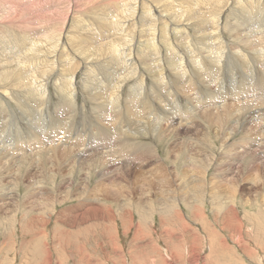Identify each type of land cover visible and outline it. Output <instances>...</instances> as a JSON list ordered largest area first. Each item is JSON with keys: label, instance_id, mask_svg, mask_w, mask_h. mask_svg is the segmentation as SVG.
<instances>
[{"label": "rangeland", "instance_id": "1", "mask_svg": "<svg viewBox=\"0 0 264 264\" xmlns=\"http://www.w3.org/2000/svg\"><path fill=\"white\" fill-rule=\"evenodd\" d=\"M185 1L187 0H142V2H147L155 8H158L160 13L164 15L160 14L162 18L169 20L171 24L176 23V25L185 26L182 30L187 28L184 30L185 33L182 35V38L175 41L177 45L174 49L175 51L170 50L169 52H172L170 54L160 46V51L158 49L159 52H149L143 49L144 53L141 51V48H138L139 44L137 43L136 49L131 54L133 62L137 61L136 65H133V69L129 68L130 71L128 74H122L124 78L112 79L114 87L112 86L113 88L111 87L110 91L106 90L105 76H107V72L105 76L103 73L101 76L98 72H91V78L96 82V86L87 87L83 83L84 75H81V70L79 71L77 65L69 62V64L71 63L69 69L72 70H70L68 75H75L77 77H75V81L78 85L77 90L79 95L77 94L76 102H69V104L65 105L63 102L59 101L56 86H59L57 80L62 77L61 69L64 72L66 69H64V67L69 65L66 64L67 61L65 63L67 49L69 53L72 51V54L80 58L81 64L84 63L90 66L92 63L96 65L101 61H96L93 58H89L90 60L87 61L85 58H87L88 55H84L82 52L86 49H93L98 53L101 50L105 52L104 49H106V44L109 41H115L117 43L123 41L120 37L121 35L117 30L114 31L113 27L108 26L106 29H103L105 26L104 24L120 21L127 24L129 22L130 27H134H132L130 31L134 34V38L136 37V41H144L146 38L151 39L153 37V35H151L150 26L155 24V20L143 19L138 16L136 21H133L135 24L132 25V19L128 12H126L128 4H131L133 2L132 0H0V33L3 35H0V38L8 36V33L9 35L20 34L32 41L46 43L47 39L54 34L60 32H63V35L67 32H69L68 35L72 34L71 43H66L64 41L65 45H68L66 51L60 47L57 53L51 52L49 55L47 54V57L51 55L59 59L56 67H48L50 71H48L46 75L44 73V75L36 73L40 78L45 76L44 79L50 81L49 88L44 98L30 100L28 103H25L27 104L25 105L21 103V101L26 100L24 98H21L20 102H16L11 98L4 97L6 99L5 105L2 106L0 104V143L13 149V151H17L18 145H16V143L19 144L20 142L21 144L23 143L22 147L19 145L20 149L24 147L23 150L27 152H33L34 150L40 151L39 154L42 153L41 156H44L47 153V147L45 148L43 144H41L40 148L37 146L29 148L25 146L26 144H24V142L27 141V138L32 136V133H35L45 145L49 144L48 147H50V141L47 140V137L54 135L56 130H60V132H58L61 134L63 131V133L61 136L57 137L56 142L68 139L67 141L71 144L73 143L74 146L68 143V148H66L71 149V147H76L73 152L71 151L69 153L67 150L69 157L65 156L63 159L59 154L58 160L55 161L54 168L51 167L53 160L41 161L39 155H35L36 153H30L27 157V162L20 163L17 160V164L2 160L3 157L0 155L2 157L0 158V198H2L0 199V264H47L49 260H51L52 264H87L86 262L89 264H120V261L123 263L126 262L125 264H131V258L128 257L129 253H131L132 258L135 260V264H162V262L164 264H240L239 262H230L231 260H229L226 254H212L206 240V235L201 229L200 222L188 215L183 208L181 212H183L185 214L184 216L187 218L185 223L187 222L190 227L189 233L184 231L181 224H176L171 221V219L170 221H166L165 219L161 220L158 214H155L154 217L151 216L148 218L143 225L142 230L144 231V237L140 238L136 243L133 240V232L125 235L120 228L118 244H111L112 242L109 237L111 236V232H109V234L107 233L108 236H106V238L108 240L104 237L102 238L100 229L90 226L93 225L91 217L84 214V211L88 209V204L96 199L100 200L97 201V203L101 204L100 206L104 205L103 207H107L106 205L109 206L112 204L115 206L114 210L118 209L116 206L117 202L113 200V197L109 195L107 197L105 195L104 198L102 197L103 189L105 191L109 187H114V189L117 187L121 188L122 192L128 193V195L126 194L127 200L122 199L121 201L122 205H125L124 203H127L131 199L132 201L138 198L145 199L147 198V194H149L151 198L155 197L152 193L156 194V186H152L151 193L143 190L142 195L139 190L137 191L138 183H143L145 178L155 181L156 178L161 179V177H167L166 179L170 178L171 182L174 181V183L177 184L180 180L182 181L187 178H191L193 181L199 174V171L202 173L201 176H207L206 178L209 183L210 180L211 182H218L226 179L225 181H228L229 187L231 189H236L235 194H232L233 197H236L238 200L243 198L249 199L250 203L253 204L254 202V204L260 207L256 208L253 206V208L250 209L253 215H259L261 220L260 223H262L260 224L262 233L259 228L253 224H244L240 233V229L232 224H225L226 222L222 221V218L215 221L212 219L211 211H216L217 209L215 207L211 208L209 201L205 203L202 212H204V217L210 218L211 226L214 227V231L218 232V234L223 237L225 245L231 250H236V253L240 257L239 261L242 264H264V166H262V164L264 165V16H262L264 15V0L248 1L252 3L253 6L256 3L258 5L253 12L249 10V13H253H251L252 15L248 13L249 16H247L246 12H243L244 14L242 13L243 6L246 7V0H242L241 2L240 0L226 1L225 4L223 3L221 6L218 5L219 7L215 6L211 10L210 7L206 8L205 4H201L196 10H198L197 13L199 16L202 14L205 17L207 16V22L204 26L199 25V19L196 17L193 19L189 17L190 20L187 18L185 20L183 19V21L181 19L179 20L178 16L171 15L166 8L169 5V9L171 6L179 8L183 6L181 3ZM184 7L185 6H183V8ZM120 15L123 16L124 19ZM215 17H218V19H215ZM77 18L79 20L75 22ZM253 23H255V26ZM216 24H218V27H216ZM84 25H86V27ZM70 26L72 30L75 29L73 31L70 30ZM77 26L81 27L78 29ZM83 26L84 28H82ZM142 27L147 28L146 33H140ZM160 27H162V24H157V28L159 29ZM108 28L112 31L111 35L113 36H109V34L106 35ZM249 28L252 30V34H250L252 37L251 39L256 41V45H253V43L251 45V42L248 43L249 40L246 36L243 38V35H245L244 31L248 32V30H250ZM82 29L91 30L94 33V37H99V39L96 37L98 40L94 41L96 42L94 45H91V41L86 42L87 39L84 40V33L81 32ZM74 31H76V33ZM102 31L106 35V39L109 38V40H104L105 38L100 37ZM219 31L220 33H218ZM206 33L215 34H213L212 37L201 39L200 36ZM260 37L263 38V41L259 40ZM40 38H42V41ZM75 38L78 39L73 41ZM259 41L262 42L260 43ZM3 43L6 46H14L15 44L12 43L10 39L3 40ZM47 43H49V39ZM41 48L43 49V47ZM16 49L14 53L18 51L21 53L23 47ZM38 49L40 48L38 47ZM96 49L98 51H96ZM24 53L23 50L20 54L22 58L16 59L15 61L21 62V60H31L32 63L36 62V58L33 57L35 59L33 60L30 55L27 58V55ZM212 53L213 55H211ZM245 53L246 55H244ZM90 54L92 55L93 53ZM144 54H146V56ZM237 54L242 56L244 60L240 61V59L236 57ZM148 55H150V58L147 57ZM196 55L199 56L197 57ZM209 55H211V60H209ZM220 55L226 57V60L224 59L221 63L219 62ZM97 56H99V54ZM189 57L193 60H198V58L206 59L209 63L206 62V68L205 66L201 67L198 63H196V66L190 62ZM52 60L54 59L52 58ZM172 64L173 67L171 66ZM180 65H184L186 69V74L183 77L179 74V70L177 69ZM14 68L15 64L13 67L7 66L4 71L0 70V88L5 84L13 88L11 81H14V74L12 72ZM191 68L195 69L193 70ZM4 72H8V75L1 77ZM206 75L209 76L206 77ZM40 78H37V81H42ZM160 81H163V83ZM139 82L142 83V87L139 85ZM122 87L125 88L123 89ZM258 87L260 88L258 89ZM128 90L132 93L129 92V94H127ZM94 92L108 94L107 96L111 103H113V99L118 93H125V98H122L120 101V108L115 110L117 115L114 114L115 118H113V120L112 118L107 119V112L104 111L106 106L102 105L100 100L92 95L95 94ZM146 92L148 93L145 94ZM130 96L139 98H136L137 100L133 103L134 105L131 104L134 106V110L131 111L129 109L128 112L127 109L128 102L131 99ZM125 105L126 107H124ZM33 107H38L36 112L30 109ZM110 108L112 109V106H109L108 110ZM130 111L132 115L133 112H137V115L142 116V118L136 120L138 124L133 126L129 125L127 122ZM34 117L35 119H33ZM100 117L103 119L99 122ZM161 119L163 120L161 121ZM173 119L177 120L172 123L173 125L167 123L168 120L171 122ZM34 120H36L35 124ZM122 122L123 125L121 126H123L122 131L124 133L120 131V124H122ZM197 124L200 126H197ZM247 125H249V127ZM185 127H187V129ZM184 133L185 135H183ZM250 135L252 136L250 137ZM130 143L132 147L128 149V146L131 145ZM99 148L101 151L100 153H103V150H108V152L111 153L110 158H108L112 165L108 164V161L104 160L99 162L96 159L97 157L94 156L95 153L93 155V152H96L95 149ZM139 148L142 149V152L140 150L138 151ZM253 151L254 153L256 152V154H254ZM72 153L75 155H71ZM245 153L248 156L245 155ZM15 156L16 157L11 156L12 158L10 157L9 159L17 158V155ZM78 158L81 159L80 162H78ZM30 159H34V161ZM72 159L76 161V164L73 163L74 161ZM86 159L91 160V162H93L92 165H89ZM154 160H156V162ZM126 161L128 163H126ZM246 163L247 166H244ZM77 164H79V166ZM95 164L97 166H95ZM241 166L243 167L241 168ZM158 167L161 171L157 169ZM259 167L261 168L260 170L258 169ZM10 169L12 171H10ZM257 169L259 171H257ZM253 172L256 176H252ZM257 173L259 175H257ZM101 175L104 176V178ZM54 176L56 177L54 178ZM259 181H261L262 184L259 183ZM38 182L41 184L43 183L42 186L41 184L39 185ZM254 184L258 185L255 186ZM98 189H102V191L98 192ZM88 190L89 193L87 192ZM42 193L46 195L44 196ZM79 198H81V200ZM125 208L130 209L128 207ZM37 214L41 223L38 229H32L29 227V224L32 216L34 217ZM242 214L244 215V211H242ZM15 216H18L19 219L25 217L24 224H20L21 222L19 223L17 219L12 220ZM137 223L138 219L136 218V220L133 221V225L136 226ZM169 231L174 232L175 236L177 235L176 237L181 238L177 240L168 236L167 233ZM35 232H39L43 239L34 238L36 235ZM192 232H196L197 234H191ZM182 235H184V237ZM33 244L37 245L38 253L34 255L27 254L29 248ZM116 244L122 251L121 255L123 253L127 254L124 259L121 257L120 260V257L115 256L113 253L111 247ZM58 246L63 249L65 254L64 258H59L58 250H56ZM39 254L40 256H38ZM48 256L50 259H47ZM36 257L39 260L36 259ZM27 258H29V260ZM32 258L34 260H32ZM161 258L167 263L162 261ZM30 260H32V262H30Z\"/></svg>", "mask_w": 264, "mask_h": 264}, {"label": "bare ground", "instance_id": "2", "mask_svg": "<svg viewBox=\"0 0 264 264\" xmlns=\"http://www.w3.org/2000/svg\"><path fill=\"white\" fill-rule=\"evenodd\" d=\"M133 2L130 4H128V9L126 10V12H128V14L130 15V18L132 19V25H134L135 23L133 21H136L137 17L139 16V18H146V19H153L155 20V24L151 27V35H153V37L151 39H148L146 38L144 41H136V37L134 38V34L132 33V31H130V29L132 30V27H130L129 25V22L126 24L125 22H116V23H108V24H104V28L103 29H106L108 26H111L113 27V30L116 31L121 35H119L121 37V39L123 41H120V42H112V41H109L107 44H106V49L105 52H103L102 50L98 53V52H95V50H91V49H86L85 51H83L82 53L84 55H88L87 58H85V60H90V59H94L96 61H101V62H98L97 64L99 65H95V64H92L89 66L88 64H84L82 63L81 64V61H80V58L76 57L74 54H72V51L69 53L68 51V45L66 46L65 45V42L66 43H71L70 40H72V34L71 35H68L69 32H67L66 34L64 33V35L62 34L63 32H60L58 34H54L52 35V37L48 38L49 39V43L48 42V39L46 38V35H45V38L47 39L46 43H42V42H38V41H32L31 39L29 38H26V37H23L21 36L20 34H10L8 33V36H5V37H1L0 38V70L1 71H4V69L7 67V66H14L15 64V68L13 69V74H14V81H11L12 83V86L13 88H10L8 87L6 84L3 85L0 89V104L2 106L5 105V98H11L13 99L14 101L16 102H20L21 101V98H24L26 99L25 101H21L22 104H25V103H28V101L30 100H39V99H42L45 97L46 95V91L47 89L49 88V83L50 81L49 80H45L43 76V78H40L37 74H45L50 71L48 70V67L49 68H53V67H56V65L58 64V58H55V57H52L50 55V57H47V54L49 55L51 52H56L60 49V47L63 48L64 51H66V54H65V63L67 61L66 64H69V62H72L74 63L75 65L78 66L79 68V71L81 70V75H84V78H83V83L87 86V87H93V86H96V82L92 80L91 76H92V73H95V72H98L99 74H101V76L104 74L105 76V73L107 76H105V83H106V90H109L110 91V88L114 85H113V80L112 79H118L120 77H122V74H128V72L130 71L129 68L133 69V65H136L137 61L133 62L132 60V52L136 49V44L138 43L139 44V47L138 48H141V51H143V49L145 51H160V46L161 48H163L165 51L169 52L170 50H174L175 47L177 46L175 41H178L182 38V35H184V30H182L183 27L185 26H182V25H176L175 24H171L169 22V20L165 19V18H162V16L160 14V10L158 8H155L154 6L148 4L147 2H142V0H132ZM227 2H230V0H187L181 4H183V6H185L183 8V6L179 7V8H176L175 6L172 7L169 9V6L166 7L170 14L171 15H174V16H178L179 20L181 19L183 21V19L185 20L186 18L188 20L189 17L190 18H198L199 19V25H202L204 26V24H206V17L202 14V15H198L196 9H198L197 7H200L201 4H205L206 8L210 7V10L213 9L215 6L217 7L218 5L221 6V4H225ZM242 0H240L241 2ZM249 0H246L245 2V5L246 7L243 6L242 8V13L246 12L247 13V16L248 13H249V10H251L253 12V10H256L255 7L258 6L257 3L254 4V6L252 5V3L248 2ZM251 1V0H250ZM260 1V0H259ZM254 2V1H253ZM258 2V1H257ZM123 3V2H122ZM118 4V3H117ZM173 4V3H171ZM180 4V5H181ZM237 4V3H236ZM238 4H239V1H238ZM114 5V4H113ZM121 5V4H120ZM125 5V4H124ZM127 6V5H126ZM218 6V7H219ZM238 7V6H237ZM122 8V7H121ZM118 9V8H117ZM116 9V10H117ZM216 9V8H215ZM258 9V7H257ZM260 9V8H259ZM262 9V8H261ZM245 10V11H244ZM263 10V9H262ZM202 11V10H201ZM120 12V11H119ZM122 12V11H121ZM252 12H250L249 14H251ZM125 13V12H124ZM164 13V12H163ZM232 13V12H231ZM243 13V14H244ZM264 13V11H263ZM127 14V13H126ZM211 14V13H210ZM253 14V13H252ZM251 14V15H252ZM127 15V16H129ZM163 15V14H162ZM236 15V14H235ZM250 15V16H251ZM256 15V14H255ZM115 16V15H114ZM121 16V15H120ZM164 16V15H163ZM168 16V15H167ZM243 16V15H242ZM264 16V15H262ZM261 16V17H262ZM123 18V16H121ZM259 17V16H258ZM128 18V19H130ZM167 18V17H166ZM175 18V17H174ZM218 19V17H215V19ZM247 18V17H246ZM260 18V17H259ZM124 19V18H123ZM211 19V17H210ZM242 19V17H241ZM261 19V18H260ZM263 19V18H262ZM79 19L77 18L76 21H78ZM213 20V19H212ZM211 20V21H212ZM223 20V18H222ZM248 20V19H247ZM264 20V19H263ZM114 21V20H113ZM214 21V20H213ZM244 21V20H243ZM191 22V21H189ZM80 23V22H78ZM153 23V22H152ZM162 24V27H160L159 29L157 28V24ZM186 23V22H185ZM188 23V22H187ZM238 23V22H237ZM243 23V22H242ZM247 23V21H246ZM257 23V22H256ZM236 24V23H235ZM240 24V23H239ZM244 24V23H243ZM254 26H255V23H253ZM11 25V24H10ZM9 25V26H10ZM150 25V24H149ZM251 25V24H250ZM13 26V25H12ZM73 26V25H72ZM86 27V25H84ZM84 26L82 28H84ZM102 26V25H101ZM210 26V25H209ZM79 27L81 26H77V28L79 29ZM96 27V26H95ZM216 27H218V24H216ZM89 28V27H88ZM134 28V27H133ZM189 28V27H188ZM240 28V27H239ZM260 28V27H259ZM21 29V28H19ZM75 29V28H74ZM73 29V30H74ZM207 29V28H205ZM217 29V28H216ZM250 29V28H249ZM70 30H72L71 26H70ZM69 30V31H70ZM72 30V31H73ZM242 30V28H241ZM101 31V30H100ZM113 31V32H114ZM211 31V30H210ZM252 30H248V32L244 31L245 35H243V38L244 36L247 37V40L248 43L251 42V45L253 43V45L256 43L255 40H252L251 38V35ZM55 32V31H54ZM76 33V31H74ZM83 34V37H84V40L87 41H91V45H94V41L98 40L99 37H94V33L91 31V30H81ZM111 32L109 30V28L107 29L106 31V35L109 34V36H113L111 35ZM134 32V31H133ZM146 33L147 32V28L146 27H142V29L140 30V33ZM51 33V32H50ZM72 33V32H71ZM139 33V34H140ZM220 33V31L218 32ZM52 34V33H51ZM102 34H104V32L102 31ZM100 37L102 38H105L104 40H109V38L106 39V35H102ZM160 34V35H159ZM215 34V33H206L204 35H201V39L203 38H207V37H212V35ZM1 35V33H0ZM31 35V34H30ZM82 35V34H81ZM99 35V34H98ZM186 35V34H185ZM3 36V35H1ZM33 36V35H32ZM74 36V34H73ZM76 36V35H75ZM116 36V35H115ZM142 36V35H141ZM149 36V35H148ZM226 36V35H225ZM184 37V36H183ZM187 37V36H186ZM38 38V37H37ZM65 38V39H64ZM145 38V37H144ZM222 38V37H221ZM231 38V37H230ZM5 39H10V41H12V43H15L14 46H6L4 43H3V40ZM41 41H42V38H40ZM78 38H75L73 39V41L77 40ZM116 39V38H114ZM213 39V38H212ZM233 39V38H232ZM256 39V38H255ZM37 40V39H35ZM81 40V39H80ZM103 40V39H101ZM99 40V41H101ZM103 40V41H104ZM111 40V39H110ZM224 40V39H223ZM245 40V39H244ZM259 40H262L263 41V38L260 37ZM43 41H44V38H43ZM65 41V42H64ZM93 41V42H92ZM187 41V40H186ZM261 41V42H262ZM83 42V41H82ZM229 42V41H228ZM260 42V41H259ZM260 42V43H261ZM100 43V42H99ZM190 43V42H189ZM264 43V42H263ZM73 44V43H72ZM82 44V43H81ZM101 44V43H100ZM227 44V43H226ZM5 45V46H4ZM83 45V44H82ZM99 45V44H98ZM103 45V44H102ZM250 45V46H251ZM256 45V44H255ZM259 46H261L260 44H258ZM79 46V45H78ZM228 46V45H227ZM240 46V45H239ZM20 47H23V49H21V53L23 52L24 50V54L27 55V58L28 56L30 55V57H34L36 58V60L33 58V60H35L36 62H33L30 60V61H23L21 60V62H17L15 61L16 59H21L22 57L20 56V52H15V50H17L16 48L20 49ZM38 47L40 49H38ZM43 47V49L41 48ZM45 47V48H44ZM102 47V46H101ZM159 47V48H158ZM190 47V46H189ZM222 47V46H221ZM235 47V46H234ZM253 47V46H252ZM80 48V47H79ZM193 48V47H192ZM211 48V47H210ZM209 48V49H210ZM255 48V46H254ZM258 48V47H257ZM82 49V48H80ZM100 50V49H99ZM213 50V49H212ZM257 50V49H256ZM96 51H98L96 49ZM158 51V52H159ZM162 51V50H161ZM175 51V50H174ZM179 51V50H178ZM228 51V50H227ZM247 51V50H246ZM258 51V50H257ZM144 52V51H143ZM204 52V51H203ZM210 52V51H209ZM208 52V53H209ZM216 52V51H215ZM256 52V51H255ZM90 53H93L92 55ZM99 56H97L98 54ZM145 53V52H144ZM170 53V52H169ZM172 53V52H171ZM170 53V54H171ZM244 53V52H243ZM249 53V52H248ZM23 54V55H24ZM156 54V53H155ZM196 54V53H195ZM250 54V53H249ZM46 55V56H45ZM146 56V54H144ZM167 55V54H166ZM184 55V54H183ZM213 55V53L211 54ZM211 55H209V60H211ZM216 55V54H214ZM234 55V54H233ZM246 55V53L244 54ZM63 56V55H62ZM150 55H148L147 57H149ZM165 56V55H164ZM193 56V55H192ZM197 56V55H196ZM199 56V55H198ZM197 56V57H198ZM203 56V55H202ZM221 56V55H220ZM229 56V55H228ZM25 57V56H24ZM167 57V56H166ZM204 57V56H203ZM240 61H243V57L242 56H239L237 54V56ZM260 57V56H259ZM52 58L54 60H52ZM90 58V59H89ZM136 58V57H135ZM150 58V57H149ZM190 58V57H189ZM205 58V57H204ZM207 58V57H206ZM226 57L225 56H221L220 57V63L222 61H224ZM84 59V58H83ZM181 59V58H180ZM28 60V59H27ZM195 60V59H194ZM192 58H190V62L195 64L198 63L201 67L205 66V64L209 63L206 61V59H201V58H198V60H195L197 62H195ZM226 60V59H225ZM232 60V59H231ZM52 61V62H51ZM175 61V60H174ZM213 61V60H212ZM216 61V60H214ZM17 62V63H16ZM86 62V61H85ZM180 62V60H179ZM207 62V63H206ZM90 63V62H89ZM190 63V64H191ZM226 63V62H225ZM248 63V62H247ZM64 64V62H63ZM71 64V63H70ZM70 64L69 65H66V67H64V72L63 70L61 69V75L62 77L59 78L57 80V84L59 86H56V90H58V95H59V101L60 102H63V104H69V102L73 103V102H76L77 100V94H78V90H77V83L75 81V75H71L69 76L68 74L70 73V70L72 69H69L70 68ZM165 64V63H164ZM180 64V63H179ZM215 64V62H214ZM216 65V64H215ZM173 67V64L171 65ZM193 66V65H192ZM197 66V65H196ZM247 66V65H246ZM63 67V66H62ZM140 67V66H139ZM189 67V66H188ZM75 68V67H74ZM148 68V67H147ZM150 68V67H149ZM163 68V67H162ZM206 68V66H205ZM217 68V67H216ZM69 69V70H67ZM77 69V68H76ZM138 69V68H137ZM156 69V68H155ZM176 69V68H175ZM177 69L179 70V74L183 77L185 76L186 74V69H185V66L183 65H180L177 67ZM193 69V68H191ZM195 69V68H194ZM193 69V70H194ZM163 70V69H161ZM168 70V69H167ZM212 70V69H211ZM132 71V70H131ZM157 71V69H156ZM205 71V70H204ZM84 72V74H83ZM154 72V71H153ZM165 72V71H164ZM63 73V74H62ZM103 73V74H102ZM158 73V72H157ZM178 73V72H177ZM183 73V75H182ZM188 73V72H187ZM43 74V75H44ZM50 74V73H49ZM48 74V75H49ZM54 74V73H53ZM78 74V73H76ZM150 74V73H149ZM148 74V75H149ZM5 75H8V72H4L3 75H1V77H4ZM147 75V76H148ZM169 75V74H168ZM38 76V77H37ZM95 76V75H94ZM103 76V77H104ZM156 76V75H154ZM171 76V75H170ZM169 76V77H170ZM209 76V75H208ZM206 75V77H208ZM168 77V79H169ZM37 78H40V80L42 79V81H37ZM77 78V77H76ZM99 78V77H98ZM124 78V76L122 77ZM127 78V77H126ZM156 78V77H155ZM101 79V78H100ZM167 79V80H168ZM262 79V78H261ZM51 80V79H50ZM89 80V81H88ZM139 80V79H138ZM159 80V79H158ZM165 80V79H164ZM49 81V82H48ZM115 81V80H114ZM122 81V80H121ZM181 81V80H180ZM261 81V80H260ZM101 82V80H100ZM120 82V81H119ZM163 83V81H160ZM165 82V81H164ZM179 82V81H178ZM257 82V81H256ZM259 82V81H258ZM263 82V81H262ZM89 83V84H88ZM103 83V81H102ZM117 83V81H116ZM133 83V82H132ZM137 83V82H136ZM140 83V82H139ZM159 83V81H158ZM161 83V84H162ZM182 83V82H180ZM185 83V82H184ZM207 83V82H206ZM56 84V83H55ZM145 84V83H144ZM166 84V83H165ZM138 85V84H137ZM141 87L143 86L142 83L139 84ZM153 85V84H152ZM163 85V84H162ZM245 85V84H244ZM246 86V85H245ZM252 86V85H251ZM260 86V85H259ZM100 87V86H99ZM112 87V88H113ZM134 87V86H133ZM136 87V86H135ZM96 88V87H95ZM123 88V87H122ZM125 88V87H124ZM123 88V89H124ZM145 88V87H144ZM244 88V87H243ZM246 88V87H245ZM260 87H258L259 89ZM87 89V88H86ZM98 89V88H97ZM148 89V88H147ZM165 89V88H164ZM237 89V88H236ZM241 89V88H240ZM101 90V89H100ZM105 90V89H104ZM105 90V91H106ZM138 90V89H137ZM141 90V89H140ZM163 90V89H162ZM250 90V89H249ZM49 91V90H48ZM108 91V92H109ZM125 91V90H124ZM133 91V90H132ZM142 91H143V88H142ZM141 91V92H142ZM153 91V90H152ZM168 91V89H167ZM129 92H131L130 90H128L127 94H129ZM134 92H135V89H134ZM240 92V90H239ZM22 93V94H20ZM95 93V92H94ZM112 93V92H110ZM132 93V92H131ZM148 92H146L145 94H147ZM99 92L95 93V94H92L93 96H96V98L98 100H100V103L102 105H105L106 106V109L104 110L105 112H107L106 114L108 115V118H115L114 114H116L115 110L119 109V104H120V101L122 98H125V93L121 94V93H116L117 96L113 99V103L110 102V99L109 97L107 96L108 94H104V93H100L99 95ZM135 94V93H134ZM53 95V94H52ZM79 95V94H78ZM87 95V94H85ZM89 95V94H88ZM132 95V94H131ZM144 95V94H142ZM211 95V94H210ZM111 96V94H110ZM136 96V95H135ZM139 96V95H138ZM5 97V98H4ZM19 97H20V100H19ZM92 97V96H91ZM130 100L128 102V109L127 111L130 109L131 111H133V103H135V100H137L136 98H139V97H134V96H130ZM88 100V99H87ZM144 100V99H143ZM27 101V102H26ZM140 101V100H138ZM137 101V102H138ZM200 101V100H199ZM206 101V100H205ZM136 102V104H137ZM141 102V101H140ZM144 102H147V101H144ZM151 102V101H150ZM193 102V101H192ZM149 103V102H148ZM206 103V102H205ZM220 103V102H219ZM218 103V105H219ZM76 104V103H75ZM133 104V105H131ZM140 104V103H139ZM160 104V103H159ZM27 105V104H25ZM77 105V104H76ZM94 105V104H93ZM96 105V104H95ZM115 105V107H114ZM146 105V104H145ZM153 105V104H152ZM157 105V104H156ZM74 106V105H73ZM81 106V105H80ZM101 106V105H100ZM109 106H112V109L110 108L108 110V107ZM224 106V104H223ZM222 106V107H223ZM117 107V108H116ZM126 107V105L124 106ZM162 107V106H161ZM160 107V108H161ZM166 107V106H165ZM221 107V106H220ZM4 108V107H3ZM25 108V107H24ZM35 108V107H33ZM30 108L31 110H35V112L37 111L36 109L38 108ZM43 108V107H42ZM116 108V109H115ZM144 108V106H143ZM142 108V109H143ZM173 108V107H172ZM1 109V108H0ZM28 109V108H27ZM114 109V110H113ZM153 109V108H152ZM207 109V108H206ZM243 109V108H242ZM123 110V109H122ZM172 110V109H171ZM227 110V109H226ZM27 111V110H26ZM41 111V110H40ZM131 111L129 113L130 116L127 117V122L129 123V125L133 126V125H136L138 124V121L136 120H139V118H142L141 115H137L138 113L137 112H133V115L131 114ZM198 111V110H197ZM215 111V110H214ZM39 112V111H38ZM124 112V111H122ZM129 112V111H128ZM150 112V110H149ZM209 112V111H208ZM151 113V112H150ZM217 113V112H216ZM241 113V112H240ZM112 114V115H111ZM128 114V113H127ZM186 114V113H185ZM197 114V113H196ZM228 114V113H227ZM38 115V114H37ZM117 115V114H116ZM187 115V114H186ZM190 115V114H188ZM248 115V114H247ZM214 116V115H213ZM221 116V115H220ZM222 116H223V111H222ZM117 117V116H116ZM215 117V116H214ZM233 117V116H232ZM239 117V116H238ZM123 118V117H122ZM187 118V117H186ZM211 118V117H210ZM234 118V117H233ZM25 119V118H24ZM35 119V117L33 118ZM101 118L99 119V122L101 121ZM125 119H126V116H125ZM160 119V118H159ZM177 119V118H176ZM175 119V120H176ZM199 119V118H198ZM237 119V118H236ZM37 120V119H36ZM36 120H34V124L36 122ZM121 120V119H120ZM163 119H161L162 121ZM175 120L173 119V121L171 120H168L167 123H170L171 125H173L172 123L175 122ZM177 120H180V119H177ZM176 120V121H177ZM205 120V119H203ZM254 120V119H253ZM153 121V120H152ZM184 121V120H183ZM193 121V120H192ZM237 121V120H236ZM240 121V120H239ZM260 121V120H259ZM106 122V121H104ZM121 122V121H119ZM124 122V121H123ZM123 122L121 125H123ZM143 122V121H142ZM238 122V121H237ZM246 122V121H245ZM117 123V122H115ZM160 123V122H159ZM15 124V123H14ZM100 124V123H99ZM169 124V125H170ZM182 124V123H181ZM203 124V123H202ZM240 124V123H239ZM29 125V124H28ZM27 125V126H28ZM114 125V124H113ZM159 125V124H158ZM164 125V124H163ZM251 125V124H250ZM17 126V125H16ZM36 126V125H35ZM165 126V125H164ZM190 126V125H189ZM197 126H200L199 124H197ZM225 126V125H224ZM229 126V125H228ZM249 127V125H247ZM253 126V125H252ZM130 127V126H129ZM226 127V126H225ZM233 127V126H232ZM13 128V127H12ZM122 128L123 126H121L120 128V131H122ZM160 128V127H159ZM163 128V127H162ZM169 128V126H168ZM181 128V127H180ZM187 129V127H185ZM231 128V127H230ZM131 129H134V128H131ZM141 129V128H140ZM158 129V128H157ZM174 129V128H172ZM197 129V127H196ZM228 129V128H227ZM245 129V128H244ZM184 130V129H183ZM190 130V129H189ZM226 130V129H225ZM60 130H56V133L57 135H51L50 137L48 136L47 137V140H49L50 142V147L49 144L48 145H45L41 139H39L38 135H36L35 133H32V136H30V138H27V141L24 142V144H26L25 146L31 148V147H34V146H37L40 148L41 144H43V146H45L46 150H47V153L43 156H41L42 153L39 154L40 151H31V152H27L26 150L24 151L23 148L20 149V146L21 147L23 146V143L21 144L19 142L16 143V145H18V148H17V151H13V149H10L8 148V146H4V144L0 143V155L3 157L0 156V158H2V160H6V162H10V163H16L17 164V160L18 162L20 163H23V162H27V157L30 153H36L35 155H39V159H41V161H49V160H53V162L51 163V167L54 168L55 167V161L58 160V155L60 154L61 157H64L65 156H68L69 153L72 151H74V149L76 147H71V149H67V145L68 142L66 139L64 140H60L58 142H56V139L58 136H61V134L63 133V131L61 132V134L59 133ZM134 131V130H133ZM143 131V130H142ZM147 131V130H146ZM165 131V130H164ZM170 131V130H169ZM168 131V132H169ZM175 131V130H174ZM246 131V130H244ZM260 131V130H259ZM262 131V130H261ZM131 132V131H129ZM167 132V133H168ZM182 132V131H181ZM193 132V131H192ZM124 133V132H123ZM122 133V134H123ZM142 133V132H141ZM146 133V132H145ZM154 133V132H153ZM174 133V132H173ZM261 133V132H260ZM83 134V133H82ZM112 134V133H111ZM119 134V132H118ZM117 134V136H118ZM127 134V133H126ZM125 134V135H126ZM132 134V133H131ZM140 134V133H139ZM171 134V132H170ZM181 134V133H180ZM202 134V133H201ZM121 135V134H120ZM177 135V134H176ZM185 135V133L183 134ZM256 135V134H255ZM258 135V134H257ZM82 136V135H81ZM102 136V134H101ZM148 136V135H147ZM190 136V135H189ZM252 135H250L251 137ZM263 136V134H262ZM17 137V136H16ZM129 137V136H128ZM258 137V136H257ZM256 137V138H257ZM264 137V136H263ZM85 138L87 139V137L85 136ZM132 138V137H131ZM138 138V137H137ZM143 138V137H142ZM145 138V137H144ZM196 138V137H195ZM118 139V138H117ZM116 139V141H117ZM124 139V137H123ZM129 139V138H128ZM133 139V138H132ZM248 139V138H247ZM253 139V138H252ZM76 140V139H75ZM102 140V139H101ZM256 140V139H255ZM263 140V139H261ZM82 141V140H81ZM244 141V140H243ZM264 141V140H263ZM22 142V141H21ZM72 142V141H71ZM85 142V141H84ZM105 142V141H104ZM128 142V141H127ZM55 143V144H54ZM129 143V142H128ZM254 143V141H253ZM262 143V142H261ZM264 143V142H263ZM71 144V143H70ZM79 144V143H77ZM119 144V143H118ZM131 144V143H130ZM72 146L73 143L71 144ZM84 145V144H83ZM92 145V144H91ZM258 145V144H257ZM263 145V144H262ZM100 146V145H99ZM134 146V145H133ZM260 146V145H259ZM67 147V148H66ZM83 147V146H82ZM112 147V146H111ZM117 147V146H116ZM132 147V144L128 146V149H130ZM140 147V146H139ZM249 147V146H248ZM98 148V147H97ZM127 148V147H126ZM144 148V146H143ZM36 149V148H34ZM73 149V150H72ZM85 149V148H84ZM91 149V148H90ZM109 149V148H108ZM134 149V148H133ZM246 149V148H245ZM244 149V150H245ZM250 149V148H249ZM263 149V148H262ZM16 150V149H15ZM33 150V149H32ZM38 150V148H37ZM63 150V151H62ZM68 150V152H67ZM96 152H93V155L95 153L94 156H96L97 160L99 162H102V161H108L107 163L112 165V163L109 161V158H110V154L108 152V150H103L102 152L103 153H100V148L99 149H95ZM132 150V149H131ZM141 151L142 149H138V151ZM42 151V150H41ZM144 151V150H143ZM241 151V150H240ZM44 152V151H42ZM142 152V151H141ZM238 152V151H237ZM127 153H128V150H127ZM139 153V152H138ZM199 153V152H198ZM241 153V152H240ZM249 153V152H247ZM251 153V152H250ZM254 153V151H253ZM109 154V155H108ZM129 154V153H128ZM128 154H125V155H128ZM154 154V153H153ZM223 154V153H222ZM234 154V153H233ZM243 154V153H241ZM256 154V152L254 153ZM15 155H17V158H13V159H9L11 156H14L16 157ZM71 155H75V154H71ZM92 155V156H93ZM137 155V153H136ZM157 155V154H156ZM245 155H247L245 153ZM252 155V154H251ZM120 156L122 157V155L120 154ZM225 156V155H224ZM236 156V155H235ZM233 156V157H235ZM238 156V155H237ZM248 156V155H247ZM250 156V155H249ZM253 156V155H252ZM69 157V156H68ZM109 157V158H108ZM133 157V156H132ZM145 157V156H144ZM143 157V158H144ZM197 157V156H196ZM221 157V156H220ZM12 158V157H11ZM38 158V157H37ZM49 158V159H48ZM76 158V157H75ZM80 158V157H79ZM78 158V159H79ZM112 158V157H111ZM131 158V157H130ZM136 158V157H135ZM150 158V157H149ZM238 158V157H237ZM249 158V157H248ZM258 158V157H256ZM36 159V158H35ZM68 159V158H67ZM142 159V158H141ZM140 159V160H141ZM189 159V158H188ZM240 159V158H239ZM242 159V158H241ZM246 159V158H245ZM251 159V158H249ZM255 159V157H254ZM31 160V159H30ZM71 160V159H70ZM75 163L76 161L74 159H72ZM77 160V159H76ZM87 160V159H86ZM121 160V159H120ZM127 160V159H126ZM138 160V159H137ZM136 160V161H137ZM149 160V159H148ZM147 160V161H148ZM256 160V159H255ZM258 160V159H257ZM31 161H34L31 160ZM81 159H79L78 162H80ZM144 161V160H143ZM152 161V160H151ZM156 162V160H154ZM247 161V160H245ZM6 162H5V167H6ZM86 162V161H85ZM88 164L89 165H92L93 162H91V160H87ZM86 162V163H87ZM98 162V164H99ZM116 162V161H115ZM123 162V161H122ZM198 162V161H197ZM251 162V161H250ZM253 162V161H252ZM34 163V162H33ZM32 163V165H33ZM43 163V162H42ZM96 163V161H95ZM126 163H128L126 161ZM137 163V162H136ZM195 163V162H193ZM254 163V162H253ZM76 164V163H75ZM85 164V163H84ZM87 164V165H88ZM123 164V163H122ZM138 164V163H137ZM208 164V163H207ZM228 164V163H227ZM36 165V164H35ZM79 166V164H77ZM82 165V164H81ZM80 165V166H81ZM115 165V164H114ZM158 165V164H157ZM247 166V163L244 164V166ZM250 165V163H249ZM248 165V166H249ZM20 166V165H19ZM22 166V165H21ZM42 166V164H41ZM86 166V165H85ZM95 166H97L95 164ZM101 166V165H100ZM122 166V165H121ZM127 166V165H126ZM131 166V165H130ZM139 166V165H137ZM152 166V165H151ZM202 166V165H201ZM208 166V165H207ZM262 166H264L262 164ZM17 167V166H16ZM76 167V166H74ZM88 167V166H87ZM107 167V166H106ZM125 167V166H124ZM200 167V166H199ZM212 167V166H211ZM243 166H241L242 168ZM251 167H252V164H251ZM257 167V166H256ZM38 168V167H37ZM105 168V167H104ZM103 168V169H104ZM108 168V167H107ZM120 168V167H119ZM136 168V166H135ZM144 168H145V165H144ZM151 168V167H150ZM246 168V167H245ZM249 168V167H248ZM86 169V168H84ZM91 169V168H90ZM101 169V168H100ZM137 169V168H136ZM142 169V168H140ZM147 169V168H146ZM153 169V168H152ZM158 170L160 169L159 167L157 168ZM156 169V170H157ZM166 169V168H165ZM206 169V168H205ZM244 169V168H243ZM259 170L261 169L260 167L258 168ZM257 169V171H259ZM74 170V169H73ZM105 170V169H104ZM134 170V169H133ZM154 170V169H153ZM219 170V169H218ZM10 171H12L10 169ZM108 171V169H107ZM139 171V170H138ZM161 171V169H160ZM163 171V170H162ZM246 171V170H245ZM250 171V170H248ZM256 171V170H255ZM256 171V172H257ZM8 172V171H7ZM103 172V171H102ZM142 172V171H141ZM152 172V171H151ZM192 172V171H191ZM215 172V171H214ZM213 172V173H214ZM112 173V172H111ZM120 173V172H119ZM155 173V172H153ZM190 173V172H189ZM208 173V172H207ZM260 173V172H259ZM117 174V173H116ZM131 174V173H130ZM136 174V173H135ZM201 172L199 171V174L196 176V178L192 181V179H185V180H180L177 184L174 183V181L171 182L170 178L166 179L167 177H161V179L159 178H156L155 181H152V180H149V179H144V182H137L138 183V188H137V191L139 190L142 195H143V190L145 191H149L148 193H151V189H152V186L157 188V192L156 194L152 193L155 197L154 198H151L149 196V194H147V198L143 199V198H138L137 200H134L132 201L129 200L127 203H124L125 205H122V199H126L127 200V195L128 193H125L124 191L122 192V189L121 188H115L114 187H107L104 191L103 189V194H102V197L104 198V196L106 195V197L109 195L111 197H113V200L115 202H117L116 206L118 207V209L114 210L115 206H113L112 204L111 205H106L107 207H103V206H100L101 204L97 203V201H100L99 199H96V200H93L91 201V198H90V201L91 203L88 204V209L86 211H84V214H87L88 216L91 217V221L93 222V225H90L92 227H97L100 229L101 231V235H102V238H106L107 233L109 234V232H111V236L110 237V240H111V244L113 243H117L118 240H119V231H120V228L123 230V233L126 235L130 232H133V240L134 242L136 243L140 238H143L144 235H143V225L146 223V221L148 220V218H150L151 216H155V214H158V217L161 219V220H166V221H173L174 223H179L182 225L184 231L186 233H189V230H190V227L189 225L187 224V222L185 223V220L187 219L184 215L183 212H181V209L183 208L184 211L190 215L192 218H194L196 221H199L200 222V226H201V229L203 230V233L206 235V240L208 242V245H209V249H210V252L212 254H226L228 255V258L229 260H231L230 262H233V263H237L239 262L240 264H242L239 259V255L236 253V250H231L227 245H225V242H224V239L222 236H220L218 234V232L214 231V227L211 226V223H210V218L208 219L207 217H204V212H202V210H204L203 208L205 207V203L209 201V205L211 208L215 207L217 210L214 211L212 210L211 213H212V219H214L215 221L216 220H219L220 218H222V221H225L227 225H233L235 226L236 228L240 229V233H241V229L243 228V225L244 224H248V225H255L257 228H259L260 230V223L261 220L259 218V215H253L251 213V209L253 208V206H255L256 208H260L258 205L250 203V200L249 199H237L236 197H233L232 194H235L236 192V189L235 188H230L229 185H228V181H225L226 179H224V181H213L211 182L210 180V183L208 182L207 180V176L205 177V175L201 176ZM206 174V173H205ZM248 174V173H247ZM104 175V174H103ZM121 175V174H120ZM245 175V174H243ZM252 175V174H251ZM254 172H253V175L254 176ZM257 175H259L257 173ZM264 175V174H263ZM52 176V175H51ZM102 176V175H101ZM124 176V175H123ZM136 176V175H135ZM144 176V174H143ZM163 176V175H162ZM216 176V175H215ZM256 176V175H255ZM3 177V176H2ZM56 176H54L55 178ZM104 178V176H102ZM114 177V176H113ZM117 177V176H116ZM156 177V176H155ZM159 177V176H157ZM248 177V176H247ZM74 178V177H73ZM101 178V179H103ZM120 178V177H119ZM154 178V177H153ZM176 178V177H175ZM99 179V178H98ZM131 179V178H130ZM137 179V178H136ZM140 179V178H139ZM138 179V180H139ZM151 179V177H150ZM174 179V178H173ZM73 180V179H72ZM122 180V179H121ZM137 180V181H138ZM99 181V180H98ZM104 182V181H103ZM117 182V181H116ZM129 182V181H128ZM256 182V181H255ZM39 183V182H38ZM99 183V182H98ZM105 183V182H104ZM127 183V182H126ZM259 183H261V181H259ZM41 183H39L40 185ZM43 184V183H42ZM41 184V186H42ZM54 184V183H53ZM74 184V183H73ZM115 184V183H114ZM118 184V183H117ZM132 184V183H131ZM252 184V183H251ZM262 184V183H261ZM51 185H52V182H51ZM55 185V184H54ZM60 185V184H59ZM70 185V184H69ZM88 185V183H87ZM90 185V184H89ZM98 185V184H96ZM125 185V184H124ZM129 185V184H128ZM177 185V186H175ZM255 186L258 185V184H254ZM1 186V185H0ZM53 186V185H52ZM85 186V185H84ZM105 186V185H104ZM263 186V185H262ZM72 187V186H71ZM98 187V186H97ZM137 187V186H136ZM251 187V185H250ZM88 188V187H87ZM176 188V189H175ZM252 188V187H251ZM260 188V187H259ZM262 188V187H261ZM16 189V188H15ZM14 189V190H15ZM37 189V188H36ZM56 189V187H55ZM71 189V188H70ZM89 189V188H88ZM258 189V188H257ZM53 190V189H52ZM57 190V189H56ZM78 190V189H77ZM76 190V191H77ZM90 190V189H89ZM89 190L87 191L89 193ZM92 190V189H91ZM249 190V189H248ZM256 190V188H255ZM36 191V190H35ZM45 191V190H44ZM60 191V190H58ZM71 191V190H70ZM86 191V189H85ZM99 191H102V189H98V192ZM257 191V190H256ZM261 191V189H260ZM2 192V190H1ZM10 192V191H9ZM12 192V191H11ZM15 192V191H14ZM50 192V190H49ZM52 192V191H51ZM84 192V191H83ZM37 193V192H36ZM53 193V192H52ZM58 193H61V192H58ZM91 193V192H90ZM9 194V193H8ZM43 194V193H42ZM70 194V193H69ZM87 194V193H85ZM92 194V193H91ZM127 194V195H126ZM130 194V193H129ZM257 194V193H256ZM7 195V194H6ZM44 196L46 194H43ZM53 195V194H52ZM76 195V194H75ZM94 195V194H93ZM96 195V194H95ZM145 195V194H144ZM243 195V194H242ZM40 196V195H39ZM61 196V195H60ZM72 196V195H71ZM91 196V195H90ZM99 196V195H98ZM146 196V195H145ZM149 196V197H148ZM257 196V195H256ZM11 197V196H10ZM53 197V196H52ZM84 197V196H82ZM81 197V198H82ZM92 197V196H91ZM110 197V198H111ZM4 198H5V194H4ZM78 198V197H77ZM81 198H79L81 200ZM101 198V199H103ZM129 198V197H128ZM256 198V197H255ZM2 199V198H0ZM43 199V198H42ZM68 199V198H67ZM93 199V198H92ZM49 200V199H48ZM65 200V199H64ZM6 201V200H5ZM256 201V200H255ZM58 202V201H57ZM95 203V204H94ZM105 203V202H104ZM103 203V204H104ZM14 204V203H13ZM30 204V203H29ZM28 204V205H29ZM99 204V205H98ZM258 204V203H257ZM263 204V203H262ZM46 205V204H45ZM207 205V204H206ZM264 206V205H263ZM52 207V206H51ZM78 207V205H77ZM82 207V205H81ZM125 207H128L130 209H126ZM44 208V207H43ZM84 208V207H83ZM210 208V209H211ZM251 208V209H250ZM264 208V207H263ZM74 209H77V208H74ZM81 209V208H80ZM46 210V209H45ZM73 210V209H72ZM44 211V210H43ZM242 211H244V215L242 214ZM42 212V211H41ZM70 212V211H69ZM72 214V213H71ZM65 216V215H63ZM76 216V215H75ZM189 216V217H190ZM25 218V217H24ZM24 218H21L19 219L18 216H15L12 218L13 219H17L19 221L20 224H24L25 220ZM44 218V217H43ZM68 218V217H67ZM70 218V217H69ZM136 218L138 219V223L136 224V226L133 225V221L136 220ZM64 219V218H63ZM16 220V221H17ZM213 220V221H214ZM41 220L39 219L38 217V214L35 215L34 217L32 216L31 218V221H30V224H29V227L32 228V229H38V227L40 226V222ZM27 222V221H26ZM50 222H51V219H50ZM49 222V223H50ZM58 222V221H57ZM212 222V221H211ZM29 223V222H28ZM56 223V222H55ZM81 223V221H80ZM91 223V222H90ZM165 223V222H163ZM9 224V223H8ZM59 224V223H58ZM213 224V223H212ZM70 225V224H68ZM27 226V225H26ZM25 226V227H26ZM122 226V227H121ZM45 228V226H44ZM60 228V227H58ZM88 228V227H87ZM27 229V228H26ZM125 229V230H124ZM165 229V228H164ZM262 229V228H261ZM183 231V230H182ZM34 232V231H33ZM183 232V233H185ZM255 232V231H254ZM261 232V230H260ZM36 233V232H35ZM262 233V232H261ZM261 233H258V234H261ZM168 236H171L172 238H175V239H180L181 237H176L175 236V233L174 232H171L169 231L168 233ZM191 234H194L196 235L197 233L196 232H192ZM262 235V234H261ZM184 237V235H182ZM42 236L39 234V232L36 233L35 237L34 238H40V239H43L41 238ZM150 237V236H149ZM170 237V238H171ZM193 237V236H192ZM263 238V237H262ZM33 239V237H32ZM107 239V238H106ZM34 240V239H33ZM104 240V239H103ZM108 240V239H107ZM194 240V239H193ZM192 240V242H193ZM264 240V239H263ZM181 241V240H180ZM262 241V240H261ZM151 242V241H150ZM36 244V243H35ZM118 244V243H117ZM116 245L112 246V250H113V253L115 254V256L117 257H120V260H121V257H126L127 254H122V251L121 249ZM110 245V244H109ZM144 245V244H143ZM36 246V248H35ZM192 246V245H191ZM145 247V246H144ZM162 247V246H161ZM41 248V247H40ZM44 248V246H43ZM58 248V249H57ZM56 248V250H58V256L59 258H64V252H63V249L60 248V246H58ZM157 250V249H156ZM120 251V253H119ZM52 252V251H51ZM112 252V251H111ZM135 252V251H134ZM144 252V250H143ZM38 253V249H37V245H32L29 250H28V253L27 254H30V255H34V254H37ZM136 254V253H135ZM40 256V254L38 255ZM37 256V257H38ZM131 256V257H130ZM25 257V256H24ZM36 257V259H38ZM129 258H131V264H135V260L132 258V255L131 253H129L128 255ZM137 257V256H135ZM144 257V256H143ZM31 258V257H29ZM29 258H27L29 260ZM35 258V257H34ZM42 258V257H40ZM49 258V256L47 257V259ZM25 259V258H23ZM26 259V260H27ZM35 259V260H36ZM50 259V258H49ZM81 259V258H80ZM162 259V258H161ZM32 260H34L32 258ZM32 260H30V262H32ZM39 260V259H38ZM42 260V259H41ZM65 260V259H64ZM88 260V259H87ZM134 260V261H133ZM90 261V260H89ZM125 261V260H124ZM161 261V260H160ZM162 261H164L162 259ZM165 262V261H164ZM87 264H89L88 262H86ZM126 263V262H125ZM123 263L122 261H120V264H125ZM167 263V262H165ZM31 264V263H30ZM47 264H52L51 260L48 261ZM95 264V263H94ZM119 264V263H118ZM130 264V263H129ZM154 264V263H153ZM162 264H164L162 262ZM167 264H170V263H167ZM173 264V263H172ZM238 264V263H237Z\"/></svg>", "mask_w": 264, "mask_h": 264}]
</instances>
